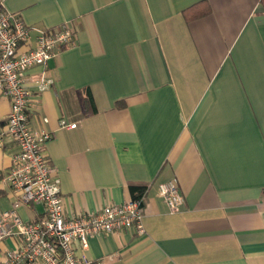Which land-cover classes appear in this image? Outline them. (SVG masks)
<instances>
[{
	"label": "crops",
	"instance_id": "0c3cea01",
	"mask_svg": "<svg viewBox=\"0 0 264 264\" xmlns=\"http://www.w3.org/2000/svg\"><path fill=\"white\" fill-rule=\"evenodd\" d=\"M3 2L28 26L22 50L42 30L76 33L46 66L23 75L30 124L51 133L43 149L67 216L131 199L132 184L145 190L146 233L92 235L87 255L107 264H264L261 1ZM10 108L0 89V131ZM63 118L77 126L61 128ZM17 150L6 136L0 212L14 201L4 178ZM169 180L184 196L174 213L159 193ZM18 213L34 221L45 207L21 205ZM19 241L0 242V261Z\"/></svg>",
	"mask_w": 264,
	"mask_h": 264
},
{
	"label": "built area",
	"instance_id": "2783aa9c",
	"mask_svg": "<svg viewBox=\"0 0 264 264\" xmlns=\"http://www.w3.org/2000/svg\"><path fill=\"white\" fill-rule=\"evenodd\" d=\"M75 39L76 33L69 28L42 30L35 45L22 50L30 42L28 26L23 19L15 18L0 0V89L11 103L5 129L0 131V149L4 148L6 136L18 145L4 178L14 201L11 209L0 212V242L11 236L20 237L18 245L6 251L0 264H107L87 255L92 235L125 229H134L139 235L146 233L145 194L106 205L79 218L67 216L61 180L53 174L43 149L51 133L34 130L30 124V93L24 84V73L36 65L46 66ZM46 86L44 81L41 89ZM59 125L75 128L77 123L63 118ZM159 193L171 213L179 211L184 204L176 180L160 183ZM36 204L45 207L40 218L28 221L19 215L21 205Z\"/></svg>",
	"mask_w": 264,
	"mask_h": 264
},
{
	"label": "trees",
	"instance_id": "16d2710c",
	"mask_svg": "<svg viewBox=\"0 0 264 264\" xmlns=\"http://www.w3.org/2000/svg\"><path fill=\"white\" fill-rule=\"evenodd\" d=\"M260 1H261V3H262L263 6H264V0H260ZM202 5H203V4H202ZM197 7H198V6H197ZM206 9H207L206 11H192L193 9H189V10H186V11L184 12V14H185V17H186L187 19H191V18H193V17H198V16H200V15H205V14H207V13L210 11V9H209L208 7H207ZM192 12H193V15H191ZM194 13H195V15H194ZM130 189H131V192H132V196H133V198L141 197V196L144 194V191H145V190H143V189H144L143 186L135 185V184L130 185Z\"/></svg>",
	"mask_w": 264,
	"mask_h": 264
}]
</instances>
